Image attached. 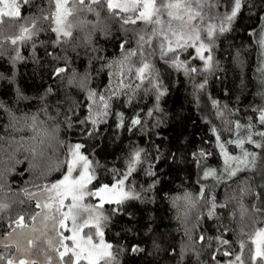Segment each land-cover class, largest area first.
I'll return each mask as SVG.
<instances>
[{"label": "snow or ice", "instance_id": "1", "mask_svg": "<svg viewBox=\"0 0 264 264\" xmlns=\"http://www.w3.org/2000/svg\"><path fill=\"white\" fill-rule=\"evenodd\" d=\"M47 2L54 7L55 11L50 15L37 16L31 9L36 7L40 13H43V9L36 4L35 0H0V37H2L0 38V54L3 53L5 43L13 46L15 52V55L11 57L13 64L26 59H36L35 37L40 31L45 30L42 25L40 28L37 27L38 22L48 23L47 30L56 35V38L51 41L54 46L66 43V38L73 37V29L80 25L92 24L93 30L99 28L104 35H110L109 26L102 22L98 8L106 9L109 17L119 18L123 30H127L124 26H135L138 22L143 27L136 33L135 48L128 46L127 39L121 41V57L111 60L98 55L91 57L92 60L104 61L102 68L98 71L107 69L109 75L115 78V87L112 82L102 90L88 87V82L92 79L91 74L88 71L77 73L73 69L69 83L75 81L82 90L86 91V102L78 104L75 109L69 108L73 114L65 115L64 124L67 128L78 127L82 140L77 142L57 140L53 132L58 131L59 126L55 130L38 126L45 122L38 121L36 114L30 118L27 115L12 117V127L17 128L19 125L17 131L23 129L31 131L33 134L27 137V140L34 142L28 144L25 138L21 137L17 151L23 149L31 153V158L16 160L15 164L27 163L28 167L25 171L30 175L39 171V175L47 179L56 172L61 178L43 185H36L40 189L38 192H30L27 187L23 190L28 200L36 199L37 207L41 210L31 218L33 221L40 218L43 228L39 229V232L40 236L45 238L47 247L35 244L39 236H35L34 233L38 229L35 224H25V216L20 215L13 221L15 227L7 232L6 237L0 239V246H2L0 249H10L14 246L16 252L11 256L0 253V264H52L53 252L59 257L58 264H120L119 257L124 251L139 254L143 252V249L139 246L130 249L116 246L114 250V245L105 239V228L112 218L124 210V205L129 200H141L155 188L158 182L154 163L156 158L150 156L147 149L134 147L127 157L125 170L116 168L108 170L111 173V179L105 182V174L101 171L104 166L95 159V152L92 151L95 145L89 142L100 136L104 130L102 126H107L110 114L118 120L116 125L118 128L140 126L143 129L145 127V120L142 118L143 110L130 118L127 125L124 112H112L114 98H119L121 95L127 97V103L131 105L140 90H143L145 95L152 93L155 101L154 109L148 110L146 116L153 117L162 111L159 102L169 89L163 82L160 69L156 67V59L163 61L171 68L182 70L183 74L190 78L194 79L196 75H201L202 81L193 85L194 95L198 100L201 93L206 94L208 85L206 74L211 73L214 68L216 40L221 34L232 30L233 22L238 18L241 10L248 6L249 0H47ZM222 5L226 10L219 12ZM205 7L209 13L207 18L203 10ZM85 13L94 14L95 21L80 19L79 17ZM70 17L72 20L69 19ZM6 18L20 22L18 25H9L10 28H18L16 35L2 36ZM214 19L216 22H209ZM260 37L258 43L264 47V25L261 27ZM85 42L91 44V35L86 37ZM40 43L43 46L44 42ZM28 47L31 48L32 55L26 58L21 54L20 49ZM92 51L95 53L99 50L93 48ZM48 55L52 54L48 53ZM133 57L137 58L135 62ZM53 59L68 63L66 56L57 55ZM196 62H202V67L194 66ZM67 70L64 66L55 67L53 75L59 78ZM260 71L264 73V68ZM0 79H4L2 73H0ZM145 81L150 87H144ZM261 83L264 84V78L261 79ZM48 92H51V89ZM258 94L264 97V92ZM17 97L28 99L19 89H17ZM211 104L216 107L215 114L221 118L223 128L218 131L213 126L211 131L214 134V141L209 143L208 148H199L192 154L202 173V178L197 181L201 192L198 198H193L191 193L177 198L184 199L186 204L193 208L196 207L197 199L205 202L208 210L203 215H197L193 228L199 227L205 218L221 220L217 209L225 208L227 205L218 203L215 195L216 186L226 178L237 177L239 173L256 166L258 154L255 151H249L246 144L255 145V148L261 149L260 159L264 160V131H254L257 128V124L252 122L254 118L247 117L246 123H241L240 120L232 121L225 117L224 110H228L227 104L221 105L216 99H212ZM3 107V102H0V108ZM43 111L46 113L47 109ZM228 111L231 112V110ZM255 111L259 112V127H264V105ZM81 112L84 113L83 116ZM159 123L161 121L157 120L154 126ZM222 132L235 133V136L224 138ZM41 136L44 138L38 139ZM53 140H57L58 144L64 146L63 158L49 155L47 147H39L44 146L46 141L50 147ZM228 146H234L233 151L239 149V153L232 154ZM213 149H218V152ZM214 155L223 158L220 168L212 167L207 163ZM140 170H144L145 175L152 178L153 183L147 188L141 185L138 191L134 174ZM22 174L17 173V175ZM209 177L214 183L203 182ZM240 193L241 217L248 215L253 225H264V220L253 219L255 214L264 216V192L254 193L245 182L240 186ZM245 195H255L260 199L261 206L254 207L252 214H249L248 208L242 203ZM235 198L233 196V199ZM19 203L23 204L24 201ZM9 208L10 205L0 203V213ZM230 215L234 217L235 212ZM49 221L52 223L49 224ZM217 227L218 231L214 237L200 233L196 240L197 243L203 242L202 246L208 249L211 264H246V252L247 264H264V226L254 227L249 232L241 228L238 233L228 225ZM50 230L54 234L49 235ZM66 232L68 234H65ZM228 232L235 233L236 238L234 240L226 238L225 233ZM187 239L189 242L193 241L190 234L187 235ZM233 244L238 245V249L234 248ZM155 247L159 248V245ZM180 254L181 256L185 254V248H181ZM195 255L199 258L200 252H195ZM33 256L42 259L38 261L33 259ZM178 264H183V261H178ZM201 264H208V262H201Z\"/></svg>", "mask_w": 264, "mask_h": 264}, {"label": "trees", "instance_id": "2", "mask_svg": "<svg viewBox=\"0 0 264 264\" xmlns=\"http://www.w3.org/2000/svg\"><path fill=\"white\" fill-rule=\"evenodd\" d=\"M36 4L43 9V13L33 7L31 11L37 16L50 15L55 11L47 0H35ZM101 13V20L109 26L110 35H104L99 28L93 30L92 24L80 25L73 29V37L66 38L67 42L54 46L51 41L56 38L47 22H38L45 30L40 31L35 37L36 59H26L13 64L11 57L15 55L13 46L5 43L3 53L0 54V73L4 79H0V102L4 107L0 108V203L10 205V208L0 213V239L6 237L15 224L13 221L20 215L25 216V224L32 225V216L40 212L35 198L28 200L24 193L27 187L30 192H38L36 185L52 182L60 179L59 173H52L47 179L39 175V171L29 174L25 171L27 163L15 164L16 160L31 158V153L23 149L17 151L21 137H24L28 144L34 142L27 140L33 133L27 129L17 131L12 127V117L29 118L36 114L38 121H44L40 127L58 131L53 134L57 140L77 142L82 140L78 127L67 128L64 124L65 115L73 113L69 108L75 109L78 104L86 102V91L82 90L77 82L69 83L72 79L73 69L77 73L88 71L92 79L88 87L103 89L110 82L115 87L114 77H111L107 69L102 68L103 60H92L94 55L105 57L108 60L121 57L120 43L122 40L129 41V47H136V33L143 25H126L123 30L119 18L109 17L106 9L98 8ZM205 16H208V9H204ZM225 6L219 8V12L225 11ZM27 14V13H25ZM95 21L92 13H85L79 17ZM264 0H249L248 6L244 7L238 18L231 26L232 30L221 34L216 40L217 47L214 52V68L211 73L206 74L208 85L206 94L201 93L197 100L194 95V84L202 81L201 75L190 78L183 74L182 70L171 68L163 61L155 60L156 67L160 69L163 82L168 86L167 94L159 102L162 111L153 117H147L148 110L154 109V94L145 95L143 90L134 99L133 103H127V97L121 95L114 98L112 112H124L126 125L130 118L137 112L143 110L142 118L145 120V127L118 128V120L110 114L107 126L100 136L90 141L95 145L92 151L95 152V159L104 166L101 171L105 174V182L111 179L108 170L113 168L125 170L127 157L134 147H143L148 150L149 155L155 157V170L157 172V183L155 188L141 200H129L124 205V210L112 218L105 228V239L114 245L124 249L139 246L143 252L134 254L131 251H124L119 257L120 264H211L208 249L203 242L197 243L198 234L203 233L214 237L218 231V225H228L236 233L244 228L245 232L252 231L254 227L264 225H253L248 215L241 217V193L240 186L247 184L254 193L264 192V160L260 159V167L253 171L246 169L237 177L225 179L216 186L215 195L218 203L227 205L225 208H218L217 212L221 220L205 218L199 227L193 228L196 224L197 215L207 212V206L203 200L197 199L196 207H190L184 199L186 193H191L193 198H198L201 192L198 179L202 178L201 169L196 158L192 155L199 148H208L209 143L214 141V134L211 128L215 126L221 131L223 124L221 118L215 113L216 107L211 104L212 99L220 101L221 105L227 104L228 110L225 117L232 121L240 120L247 122V117L252 116L253 123L257 124L254 131H264L259 127V112L255 111L264 105L259 94L261 89L258 86L257 70L261 61L262 48L258 43L260 30L264 25ZM72 20V18H69ZM165 19H167L165 15ZM209 22H216L212 20ZM19 21L5 19L2 36H13L18 28L9 25H18ZM151 26H149L150 28ZM91 35V44H87L86 37ZM2 38V37H0ZM41 41L44 42L41 46ZM96 48L99 51L93 52ZM21 54L28 58L32 55L30 47L21 48ZM51 53L52 55H48ZM195 53L193 52V55ZM68 57L65 61H55L54 56ZM133 62L136 57H133ZM218 62V63H216ZM67 67V72L61 77L53 75V68ZM196 67H202V62L194 63ZM128 82L127 80L125 81ZM144 87H150L147 81ZM17 89L28 99H19ZM51 89V92L48 90ZM47 93V94H46ZM47 109L45 113L43 109ZM81 112V116H83ZM52 117V119H49ZM159 120L157 126L156 121ZM211 121V123H209ZM29 119V123H30ZM224 138H233L235 133L222 132ZM44 137H39L41 139ZM51 142L47 147L48 154L53 157L63 158L64 146ZM232 154H238L239 149L233 151L234 146H228ZM158 149V151H157ZM218 152V149H213ZM262 153V150L259 154ZM207 163L215 168H220L223 158L214 155ZM17 173H23L17 175ZM137 190L143 185L147 188L153 183L152 178L145 175L144 170L134 174ZM31 181V183H28ZM204 183H214L209 177ZM233 196L236 198L233 199ZM19 201H24L23 204ZM242 203L252 214L254 207L261 206L260 199L255 195H245ZM187 212V215L185 213ZM235 212V216L230 214ZM39 218V217H38ZM253 219L264 220V216L255 214ZM37 224V222H36ZM193 237L189 242L187 235ZM226 238L234 240L235 233H225ZM155 242V244H154ZM159 245V248L155 247ZM185 248V254L181 256V248ZM238 249V245L233 244ZM2 248V246H0ZM175 249V251H173ZM194 249V251L192 250ZM16 252L13 246L10 249H0V253L9 256ZM195 252H200L199 258ZM247 264V252L245 253Z\"/></svg>", "mask_w": 264, "mask_h": 264}, {"label": "rangeland", "instance_id": "3", "mask_svg": "<svg viewBox=\"0 0 264 264\" xmlns=\"http://www.w3.org/2000/svg\"><path fill=\"white\" fill-rule=\"evenodd\" d=\"M261 38V37H260ZM262 48V54H264V47H261ZM261 61L259 63V69L257 70V80H258V86H260V83H261V79L264 78V73H262L260 71V69L264 68V55H261ZM260 93L261 92H264V84L261 83V89L259 91ZM261 101L264 102V97H262L261 95H259ZM246 147L248 148L249 151H255L258 156H257V160H256V166L254 168H248L250 170H253V171H256L259 169L260 167V154L259 152L261 151V149H257L255 148V145H248L246 144ZM251 159V158H250ZM65 234H68L67 232ZM37 246L39 245H44L45 247H47L45 241H42L40 244L39 242L36 243ZM35 251V250H34ZM33 259H37L39 261V259H42V258H39L37 256H33L32 257ZM58 260H59V257L56 255V253H52V264H58Z\"/></svg>", "mask_w": 264, "mask_h": 264}, {"label": "flooded vegetation", "instance_id": "4", "mask_svg": "<svg viewBox=\"0 0 264 264\" xmlns=\"http://www.w3.org/2000/svg\"><path fill=\"white\" fill-rule=\"evenodd\" d=\"M48 223L51 224L52 222L49 221ZM35 226H36V228L38 229V231H37L36 233H34V235H35V236H39V239H37V240L35 241V244H36L37 242H39V244H40L42 241H45V238H44L43 236H40V232H39V229H42V228H43V225L40 223V218H37V224H36ZM48 234H49V235H52V234H54V233L50 230ZM45 243H46V241H45ZM34 250H35V248H34Z\"/></svg>", "mask_w": 264, "mask_h": 264}, {"label": "water", "instance_id": "5", "mask_svg": "<svg viewBox=\"0 0 264 264\" xmlns=\"http://www.w3.org/2000/svg\"><path fill=\"white\" fill-rule=\"evenodd\" d=\"M36 222H37V220H36V221H33V224H35V225H36ZM33 224H32V225H33Z\"/></svg>", "mask_w": 264, "mask_h": 264}]
</instances>
